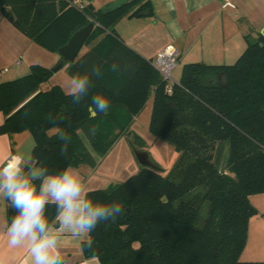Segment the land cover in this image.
<instances>
[{
	"label": "trees",
	"instance_id": "trees-1",
	"mask_svg": "<svg viewBox=\"0 0 264 264\" xmlns=\"http://www.w3.org/2000/svg\"><path fill=\"white\" fill-rule=\"evenodd\" d=\"M0 7L19 31L50 51L95 23L85 42L92 47L69 62L71 76L91 80L80 104L59 84L42 88L52 71L40 64L0 80V135L28 131L34 140L26 172L33 164L48 173L94 168L95 155L103 157L121 134L137 145L129 128L149 99L150 132L180 152L166 172L141 166L122 182L88 190L93 201L120 203L124 213L98 225L91 248L87 238L82 242L84 256L100 264H264L240 258L257 215L250 196L264 193V34L247 36L233 63L189 62L178 83L169 84L115 31L121 17L151 13L150 0H128L108 13L90 4L75 8L68 0H0ZM97 94L110 100V108L92 115ZM62 132L71 136L64 153ZM46 215L55 219L54 204Z\"/></svg>",
	"mask_w": 264,
	"mask_h": 264
},
{
	"label": "crops",
	"instance_id": "crops-1",
	"mask_svg": "<svg viewBox=\"0 0 264 264\" xmlns=\"http://www.w3.org/2000/svg\"><path fill=\"white\" fill-rule=\"evenodd\" d=\"M112 1L107 0L103 5ZM150 3L151 13L123 16L116 22L115 31L129 47L151 61L167 45L175 46L179 51L178 63L181 65L176 74L179 80L186 63H233L246 48L247 36L256 38L264 34V0H150ZM90 5L95 10L91 1ZM58 59L56 57L53 62ZM3 119L2 113L0 123ZM11 138L7 134L0 135V166L11 157H22L26 165L31 155L17 153L19 151L15 150L14 144H10ZM36 166L33 164L31 168ZM82 167L76 169L85 184ZM85 190L91 189L85 187ZM9 211L8 203L0 200V264H32L30 245L27 242L18 247H10L8 244L6 228L11 217ZM86 238H73L69 233L59 235L58 250L64 264H77L82 260L85 264H100L96 257L84 256L81 244ZM249 241L248 234L240 258L264 261V255H261L264 254V248L260 252L250 250Z\"/></svg>",
	"mask_w": 264,
	"mask_h": 264
},
{
	"label": "clouds",
	"instance_id": "clouds-1",
	"mask_svg": "<svg viewBox=\"0 0 264 264\" xmlns=\"http://www.w3.org/2000/svg\"><path fill=\"white\" fill-rule=\"evenodd\" d=\"M179 35V33H177ZM99 75V70L92 69ZM91 80L88 74L76 73L70 77L67 94L73 104H80L88 95ZM110 100L100 94L91 98L89 110L93 113H107ZM61 152L67 151L71 136L62 132ZM39 172V175L34 173ZM39 180V185L35 182ZM0 200L8 203L13 212L6 228L8 244L18 247L26 242L32 264H64L58 250L60 234L69 233L73 238L87 237L88 248L92 247L91 233L108 221L115 222L124 213L117 202L93 201L85 190L84 178L79 171L67 166L64 169L48 173L35 167L26 172L22 157L10 158L0 166ZM56 207V216L49 221L47 206Z\"/></svg>",
	"mask_w": 264,
	"mask_h": 264
},
{
	"label": "rangeland",
	"instance_id": "rangeland-1",
	"mask_svg": "<svg viewBox=\"0 0 264 264\" xmlns=\"http://www.w3.org/2000/svg\"><path fill=\"white\" fill-rule=\"evenodd\" d=\"M90 1L95 10H98L104 6L103 3L107 0H89L87 5L90 4ZM93 43H85L78 56L90 49ZM56 57H59V59L53 62ZM19 59H21L20 64L17 63ZM59 60L60 53L58 50L50 51L23 34L12 24L0 7L1 81L14 79L27 74L32 64H40L51 70ZM69 68L70 63L68 62L58 71L52 72L49 79L41 87L45 89L57 83L61 84L68 91V84L71 77ZM180 68L181 65L179 64L172 72V78H175L174 80L176 81H179V78H176V74ZM151 109L152 101L148 100L142 111L133 118L129 130L136 137L137 146L146 149L152 160L166 172L176 163L180 152L172 144L156 138L150 132L148 126ZM10 140H12L10 144H14L15 150L19 151L17 153L27 156L31 155L34 140L28 131L15 134ZM85 143L92 150L89 143L87 141ZM95 156L98 163L94 168L88 166L82 167L83 175L86 177L85 187L90 189H103L112 184L122 182L129 176L138 173L142 166L132 151L131 142L127 134L118 136L112 147L103 157L97 154ZM250 202L257 209V215L251 218L250 229H248L250 236L249 248L251 247L250 250H254L255 252H260L264 248V193L251 195Z\"/></svg>",
	"mask_w": 264,
	"mask_h": 264
},
{
	"label": "water",
	"instance_id": "water-1",
	"mask_svg": "<svg viewBox=\"0 0 264 264\" xmlns=\"http://www.w3.org/2000/svg\"><path fill=\"white\" fill-rule=\"evenodd\" d=\"M128 0H114L105 6L101 8V12L108 13L111 12L118 7L125 4ZM148 10H145L142 12L143 15L148 14ZM95 23L94 21L89 22L87 25L77 29L73 32L67 43L59 47L58 51L61 55V59L58 61V63L51 68L52 72L58 71L60 68H62L66 63L73 62L76 57L78 56L82 46L85 44L89 36L91 35L93 29H94ZM219 83L221 85L226 84V75L224 72H220L218 74ZM92 115L95 113L91 112ZM132 151L139 162L140 165L151 167V168H160L151 158L149 152L146 149H142L138 147L137 145L131 143ZM35 168L42 170L41 167L36 166ZM31 171V170H30ZM35 175H39V172L34 173ZM163 201H167L166 196L162 197ZM12 215V211L10 209L9 216Z\"/></svg>",
	"mask_w": 264,
	"mask_h": 264
},
{
	"label": "built area",
	"instance_id": "built-area-1",
	"mask_svg": "<svg viewBox=\"0 0 264 264\" xmlns=\"http://www.w3.org/2000/svg\"><path fill=\"white\" fill-rule=\"evenodd\" d=\"M89 0H68L70 6L75 8H81L85 6L86 2ZM179 51L173 45H167L165 48L160 50L155 58L152 60L153 66L160 73L162 78L166 80L169 84L178 83L172 78V72L178 63ZM17 63H21V59L17 60ZM77 264H85V261L82 260Z\"/></svg>",
	"mask_w": 264,
	"mask_h": 264
}]
</instances>
